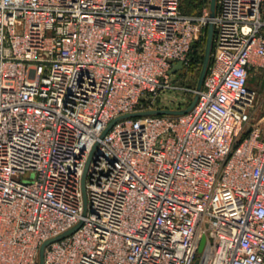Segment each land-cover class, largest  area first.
<instances>
[{"label": "built area", "instance_id": "obj_1", "mask_svg": "<svg viewBox=\"0 0 264 264\" xmlns=\"http://www.w3.org/2000/svg\"><path fill=\"white\" fill-rule=\"evenodd\" d=\"M180 1L0 0V264H264V0Z\"/></svg>", "mask_w": 264, "mask_h": 264}, {"label": "water", "instance_id": "obj_2", "mask_svg": "<svg viewBox=\"0 0 264 264\" xmlns=\"http://www.w3.org/2000/svg\"><path fill=\"white\" fill-rule=\"evenodd\" d=\"M216 10H217V0H210L209 15L211 17H214L215 13H216ZM214 32H215L214 24H213V22H210L208 24V26H207V35H206L204 56H203V60H202V64H201V68H200V72H199L198 81H197V84H196V89L197 90H200L202 85H203V81H204V78L206 76L207 69H208V66H209V63H210V58H211V53H212V46H213V39H214ZM180 68H182V62L181 61H179L176 64H174L172 71H175V70L180 69ZM197 97H198V95L195 94L193 100L191 101V103L187 107L181 108V109H150V110L135 111V112H131V113L120 115V116L114 118L108 124V126L106 127V129L102 133V136L110 129V127L117 120H119L121 118L134 117V116H139V115H143V114H151V113H168V114H183V113H186L193 107V105L195 104V102L197 100ZM87 166H88V163H87ZM87 166H86L85 171H84L83 176H82V191H83V200H84L85 207H86V202H87L86 192H85V177H86ZM80 224H81V222H79L73 228L69 229L65 233H63L60 236H58L57 238L65 235V234L73 232ZM54 239H56V238L46 240L40 246L39 264H44L45 247L47 246V244L49 242H51ZM202 245H203V242H202L200 248L202 247Z\"/></svg>", "mask_w": 264, "mask_h": 264}, {"label": "rangeland", "instance_id": "obj_3", "mask_svg": "<svg viewBox=\"0 0 264 264\" xmlns=\"http://www.w3.org/2000/svg\"><path fill=\"white\" fill-rule=\"evenodd\" d=\"M190 2L191 0H181V11L182 12L194 13L193 10L195 8L190 6ZM209 4L210 2L206 1V3L204 4L203 10L206 9L209 11ZM201 64L198 67V69L195 71V74L193 75V77H191L190 81L193 86L197 84ZM250 85L257 90V97H256L255 103H256L257 115H258V118H260L264 113V75L259 76V77H256L255 75L252 76L250 79ZM189 98L191 102L194 98V94L189 95ZM23 178L25 180L35 178V174L33 172H30V173H27Z\"/></svg>", "mask_w": 264, "mask_h": 264}, {"label": "trees", "instance_id": "obj_4", "mask_svg": "<svg viewBox=\"0 0 264 264\" xmlns=\"http://www.w3.org/2000/svg\"><path fill=\"white\" fill-rule=\"evenodd\" d=\"M207 2H210V0H191L190 6L195 8L193 10L194 13L191 12H184L187 14H200L203 11L204 4ZM180 9H181V1H180ZM206 35H207V28L205 29V36L198 42H196L192 49V64L190 71L185 76L186 83L191 84V77L195 74V71L198 69L200 64L202 63L203 56H204V50H205V43H206ZM211 62V58H210ZM196 86V84L194 85Z\"/></svg>", "mask_w": 264, "mask_h": 264}, {"label": "crops", "instance_id": "obj_5", "mask_svg": "<svg viewBox=\"0 0 264 264\" xmlns=\"http://www.w3.org/2000/svg\"><path fill=\"white\" fill-rule=\"evenodd\" d=\"M254 75H255L256 77L262 76V75H264V70H260V72H254V71H253V72L251 73L250 77H249V85H250V79H251V77L254 76Z\"/></svg>", "mask_w": 264, "mask_h": 264}]
</instances>
